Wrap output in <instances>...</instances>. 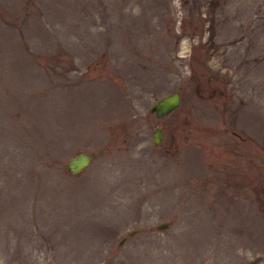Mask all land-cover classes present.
<instances>
[{
    "label": "rangeland",
    "instance_id": "1",
    "mask_svg": "<svg viewBox=\"0 0 264 264\" xmlns=\"http://www.w3.org/2000/svg\"><path fill=\"white\" fill-rule=\"evenodd\" d=\"M0 264H264V0H0Z\"/></svg>",
    "mask_w": 264,
    "mask_h": 264
},
{
    "label": "water",
    "instance_id": "2",
    "mask_svg": "<svg viewBox=\"0 0 264 264\" xmlns=\"http://www.w3.org/2000/svg\"><path fill=\"white\" fill-rule=\"evenodd\" d=\"M178 102L179 92L177 89H173L159 95L149 104L148 110L154 112L156 116H159L176 106ZM161 135L162 132L160 127L158 125H154L152 128V140L154 144L159 142ZM90 158L91 155L88 151L78 150L68 156L65 162V167L70 172H75L86 166L89 163ZM167 224L168 221H160L156 224V227H165Z\"/></svg>",
    "mask_w": 264,
    "mask_h": 264
}]
</instances>
